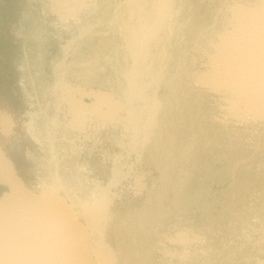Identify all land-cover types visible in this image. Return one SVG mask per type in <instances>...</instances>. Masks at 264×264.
<instances>
[{
  "label": "bare ground",
  "instance_id": "obj_1",
  "mask_svg": "<svg viewBox=\"0 0 264 264\" xmlns=\"http://www.w3.org/2000/svg\"><path fill=\"white\" fill-rule=\"evenodd\" d=\"M39 19L31 36L42 64L26 59L19 66L32 83L30 92L22 86L27 120L0 100V264H147L149 229L140 241L136 214L120 222L109 190L132 175L145 150L160 168L161 192L177 178L166 160L198 162L199 153L215 150L232 176L250 160L264 178V0H49ZM51 28L57 50L46 74L42 49ZM35 78L46 84L38 93ZM93 125L119 129L122 153L107 185L87 190L71 162L67 174L61 171L56 136L63 129L62 148L71 157L66 134ZM245 132L256 137L253 145ZM23 140L41 149L45 171L35 184L16 160L31 155ZM248 182L235 189L241 203ZM139 184L135 178L134 188ZM179 196L177 189L173 202ZM252 211L236 218L248 243L264 235V207ZM253 222L260 230H252ZM193 238L181 232L171 239L186 248ZM200 252L198 258L183 250L179 261L212 264L210 253Z\"/></svg>",
  "mask_w": 264,
  "mask_h": 264
},
{
  "label": "rangeland",
  "instance_id": "obj_2",
  "mask_svg": "<svg viewBox=\"0 0 264 264\" xmlns=\"http://www.w3.org/2000/svg\"><path fill=\"white\" fill-rule=\"evenodd\" d=\"M48 1L0 0V100H5L14 107L23 120H27L26 110L30 106L26 102L27 93L22 89V86H26L27 91L30 92L32 83L25 74L22 75L19 66L26 59L32 66L42 64L41 59L36 57L40 48L31 35H33L35 25L41 22L39 17L42 16V10ZM51 19H53L52 15H47L45 18L47 22ZM52 28L45 32L42 49L46 58L44 57V66L41 67L46 74L50 73V61L57 50ZM18 32L20 33L18 34ZM25 52L28 54L27 58H25ZM29 69L34 73L33 68L29 67ZM35 79V86L38 87L36 92L38 93V89L42 90L46 84L43 82L44 86H42L38 79ZM72 83L75 85L78 82L73 81ZM91 87L94 89L103 88L98 82L91 83ZM240 126L243 125L240 124ZM62 130L61 128L58 129L61 135L56 136L59 143V155L63 157L59 162L61 171L64 174L69 172L66 169L69 161L72 163L73 170L79 169L78 172L81 174L83 183H85V189L90 190L100 185H107L111 178L114 161L118 155L120 158L122 153L119 144V140H122L119 138L120 130H113L110 127L104 128L103 125H93L82 133L72 129L70 136L66 134L71 141L73 140L74 144V153L71 157L66 156L62 148L64 147ZM244 136L246 143L252 145L255 143L256 137L254 135L245 132ZM24 138L26 139V132H24ZM23 143L27 145V150L31 155L19 156L16 160L26 179L35 184L45 171L41 165L43 162L41 149L34 147L29 140L25 142L23 140ZM215 151L199 153L198 162L193 158L183 164L170 161V159L166 160L165 163L175 164L172 171L177 174V178L172 179L174 190L170 187L161 192L164 180L160 168L155 159L150 158L145 150V153L143 152L141 155V161L132 167V175L126 180L121 178L115 186L109 189L110 194L113 193L110 209L117 217L121 216L120 222H126L129 217L136 214L137 221L139 220L137 230L140 241L145 235L144 231L149 229L151 235L148 234L146 240V245L152 247L149 264H152L153 261V264H181L178 255H181L183 250H186L189 256L201 258L200 251L202 249L210 253L212 264H261L264 262V235L257 232L253 236L254 240L248 243L247 238L237 233L240 223L236 221L238 216L245 213L251 214L253 213L252 209L256 211L257 208L264 207V178L259 177L260 168H257L255 164L249 167L252 163L249 160L247 169L234 171L233 173L236 174L232 176L225 169L227 163L225 155ZM66 152L70 154V151L67 150ZM62 167L64 168L62 169ZM242 172L250 174H241ZM135 178L141 180L142 185L139 184L138 188H134ZM247 180L250 182L247 183L248 188L243 193V196L246 195L247 204L243 206L246 201L240 202L239 196L242 192H236L235 189ZM174 182H176L175 185ZM177 189L180 192L179 202H173L174 193ZM152 196L156 197L152 200ZM231 202H237L239 205L233 208L230 206ZM142 210L148 212L147 218L145 216L144 220L137 216ZM170 222L172 223L170 224ZM251 228L252 230H260L259 224L256 225L254 222ZM181 232L187 233L190 238H193V235L196 237L186 248L172 240L173 236ZM140 250L144 253V246H141ZM194 264H201L200 259Z\"/></svg>",
  "mask_w": 264,
  "mask_h": 264
}]
</instances>
